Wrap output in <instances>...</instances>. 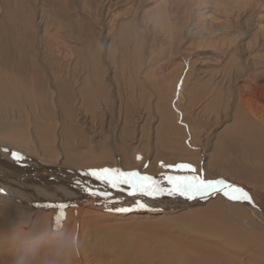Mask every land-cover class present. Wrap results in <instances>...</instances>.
Masks as SVG:
<instances>
[{
	"label": "rangeland",
	"instance_id": "obj_1",
	"mask_svg": "<svg viewBox=\"0 0 264 264\" xmlns=\"http://www.w3.org/2000/svg\"><path fill=\"white\" fill-rule=\"evenodd\" d=\"M0 70V122L13 138L30 130L45 141L35 125L45 129L68 109L61 123L69 152L91 154L86 144L94 140L138 149L133 167L116 156L98 169L151 176L152 166L215 180L224 179L213 178L220 168L264 194V0H0ZM243 132L255 149L261 145L258 158L239 154ZM236 202L220 194L191 208L235 204L225 209L227 220L185 214L166 234L148 227L125 229L134 240L107 236L113 253L94 249L106 229L97 233L90 222L83 237L94 250L84 263L264 264V224ZM56 262L49 254L47 264Z\"/></svg>",
	"mask_w": 264,
	"mask_h": 264
},
{
	"label": "bare ground",
	"instance_id": "obj_2",
	"mask_svg": "<svg viewBox=\"0 0 264 264\" xmlns=\"http://www.w3.org/2000/svg\"><path fill=\"white\" fill-rule=\"evenodd\" d=\"M32 66L34 67L35 65ZM20 70H23V67H19ZM2 75L3 73L0 70V93H5L6 89ZM60 90L62 91V89ZM87 93H85L86 96ZM44 112L43 114L46 115ZM71 114L68 109L62 113V117H60L59 113L58 115L56 114L53 125L49 126L46 123L45 129H39V123L35 125L37 134L39 133L45 139L43 142L38 139L39 136L37 138L34 132L30 130L27 134L23 131L25 134L23 138H13L10 131L6 130L5 126L0 122V189L3 190L0 192V246H3L4 243L8 245L4 252L0 250V262L2 264H47L49 254L55 258L56 264H86L84 259H90V254L95 248H97L98 251H96L99 253L102 252L101 249L106 250V252L108 250L107 253H113L117 250L116 247L113 248L111 246L110 239H105L107 236L120 242L122 233V235L125 234V238L134 240L133 233L130 235L129 232V236L127 235L130 228H135L134 233H149L148 227L149 229L157 230H161L163 227L164 230L162 232L166 234L171 230L167 228L169 227L168 225H171L173 220L176 221L178 217L185 214H187L186 217H200L201 220L211 219L214 216L227 220L225 209L235 211L238 208L234 204L232 209L227 205L224 209L215 210L212 206L217 204L213 203L208 207L206 206L193 212L194 206L207 204L213 197H217L220 194L228 195L225 197L230 199L229 196L232 192H227L229 194L213 192L207 197H196L191 200L178 194L169 195L168 192L172 188V184L162 180L161 176L159 178L153 177L159 174V170L158 168L152 169V166L151 172L153 171L155 175H152L150 180L144 182L145 188L148 189L146 193L150 192L153 183L163 189L161 193L155 195L149 193L144 196L141 192L133 191L139 190L138 187L119 181L116 182L115 186L118 189L111 190L110 188H113L112 184L100 179L90 178L86 172L97 170V167L102 164H116V156L121 157L126 164L125 168H131L135 166L133 155L138 149H133L128 153L115 147L113 142L111 144L110 141L108 143V141L94 140L86 144L87 153L91 154L83 155L84 152H81V154L79 152H69L64 145L71 142L70 134L64 122L61 123V119L68 120ZM85 115L81 116L87 119ZM38 116L40 117V115ZM262 118L263 116H260L259 119ZM93 126L91 125V127ZM72 129L78 130L74 125ZM241 138L242 143L239 147V154L245 158H258L261 145H257L255 149L250 144L253 142V137L247 133L243 132ZM11 152L22 154L24 159L19 162L13 160ZM142 153L144 161L147 156L144 152ZM94 160L97 161L96 164ZM183 160L199 162V159H196V161L187 158ZM117 162H121V160ZM166 162L169 161L166 160ZM207 163V161H204V166H207ZM224 165L226 166V164ZM168 171L165 169V171L160 172ZM223 171L226 170L213 169V172L216 173L213 178L222 175L224 179L219 180H226L229 184L243 187L250 193L253 203H242L244 207L258 217V222L260 221L264 224V194L259 191L257 193L256 190L244 184L237 177H231L229 171H227L228 176ZM203 177L204 179L212 180L204 175ZM236 203H239V201ZM57 204L68 205L66 209H60L66 216V219H63L62 226L54 224V217L59 214L54 207ZM141 204L145 205V207L141 208ZM116 209H126V211H116ZM86 215H94L98 219L95 217V219H85L84 216ZM94 220L96 221L92 222ZM90 222L91 224L96 223L97 233L102 229H106L97 234L99 247L94 246V249L89 248L90 240L83 237L84 227L90 225ZM261 223L259 224L260 226ZM134 224L136 226H149L141 227L140 231ZM23 227H30V230L23 231ZM127 228L128 231H125ZM94 235L96 237V234ZM121 248L123 247L121 246ZM129 253L130 251L126 249L125 254L128 255ZM105 264H115V262L110 260L107 263L105 261Z\"/></svg>",
	"mask_w": 264,
	"mask_h": 264
},
{
	"label": "snow or ice",
	"instance_id": "obj_3",
	"mask_svg": "<svg viewBox=\"0 0 264 264\" xmlns=\"http://www.w3.org/2000/svg\"><path fill=\"white\" fill-rule=\"evenodd\" d=\"M11 156L13 160L19 162L24 159L23 155L17 152H11ZM176 167L181 169H188L193 170L191 165L187 164H181L177 165ZM90 175L95 176L96 179H100L104 182L112 184V186H116V182L119 181L121 183H133V186H138V189L141 191H148V189L145 188V181L150 180L149 177H141L139 178V181H133L132 178L137 177V173H124L120 172L116 169L111 168H103L99 170H93L89 173ZM168 182L172 184V188L169 189L168 194L169 195H180L185 196L188 199L194 198L196 195L203 196L205 194L210 193L213 190H220L217 189V185H224L226 188L231 189L232 194L229 196L230 199L234 201H240V202H248L253 203L252 198L250 194L243 188L237 185L233 184H225L223 180H206L201 179L199 177H192V178H185V179H174L173 177L169 176L167 177ZM3 190L0 189V192ZM163 191L158 185L153 183L151 185L150 194H159ZM227 194V193H226ZM53 207V206H49ZM54 207L58 211V215L54 217V224L57 226H62L63 219H66V216L64 212H61L60 209H66L68 205L66 204H57L54 205ZM141 208L145 207V205L141 204ZM116 211H126V209H116Z\"/></svg>",
	"mask_w": 264,
	"mask_h": 264
},
{
	"label": "water",
	"instance_id": "obj_4",
	"mask_svg": "<svg viewBox=\"0 0 264 264\" xmlns=\"http://www.w3.org/2000/svg\"><path fill=\"white\" fill-rule=\"evenodd\" d=\"M86 173H88V175L90 176V178H93V179L95 178V176L89 174L90 172H86ZM130 173H133V172H130ZM134 173H137L138 174L137 177H134V179H137V180H139V178H141V177H149V178H152L151 177L152 175L150 176L149 174H142V173H138V172H134ZM198 175H200V174H195V173L189 172L187 170H178V171H173V172L159 173L158 175H155L153 177L159 178V176H161L163 178L162 180L168 181L167 177H169V176L173 177L174 179H176V178H179V179L189 178L190 179V178H192L194 176L199 177ZM199 178L204 179L203 177H199ZM206 180H208V179H206ZM214 181H217V180H214ZM223 181L225 182V184H229L226 180H223ZM135 187H138V186H135ZM103 189H104V187H103ZM110 189L114 191L115 189H118V187L113 186V188H110ZM217 189H220V190H213L210 193L205 194L203 196L196 195L194 198H196V197H207L208 195L212 194L213 192L214 193L215 192H222V193H225V194L227 192H232L231 189L226 188L224 185H217ZM105 191L108 192L107 190H105ZM133 191L141 192L144 196H146V194H149L150 193V192L146 193V191L144 192V191H141V190H133ZM227 194H229V193H227ZM225 196H228V195H225ZM145 200H147V199H145Z\"/></svg>",
	"mask_w": 264,
	"mask_h": 264
}]
</instances>
